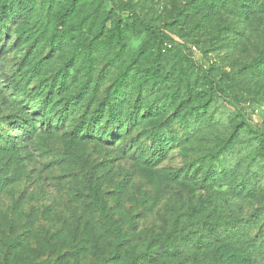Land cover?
Segmentation results:
<instances>
[{"label":"rangeland","instance_id":"1","mask_svg":"<svg viewBox=\"0 0 264 264\" xmlns=\"http://www.w3.org/2000/svg\"><path fill=\"white\" fill-rule=\"evenodd\" d=\"M19 2L17 18L0 35V125L10 138L20 135L21 144L0 152V264H126L127 255L147 254L153 238L175 227L179 243L201 234L191 222L201 216L251 219L256 205L248 195L230 185L206 190L195 171L227 144L238 152L250 137L243 117L264 130V71L249 68L264 44V11L246 17L211 0ZM139 16L166 32L168 52L155 41L135 55L150 38ZM180 58L194 70H209L229 95L212 91L197 71L190 73L191 90L179 88L178 67L172 68ZM62 74L67 80L60 87ZM149 77L157 78L151 93ZM115 89L123 103L120 121L106 111L92 120L102 124L98 134H74L83 113L91 117ZM217 94L219 110L231 118L191 135L178 126V107H187L183 114L208 106ZM162 99L167 102L157 111ZM69 101L77 102L75 109L59 120L58 109ZM14 113L37 127L27 142L4 117ZM159 130L172 132L175 141L152 164L146 157ZM179 170L188 177L173 175ZM188 204L201 212L185 222ZM114 229L125 245L116 246ZM229 245L220 252L215 244L182 245L172 256L153 244L142 264H244L242 250L230 256ZM255 264L264 263L257 258Z\"/></svg>","mask_w":264,"mask_h":264},{"label":"trees","instance_id":"2","mask_svg":"<svg viewBox=\"0 0 264 264\" xmlns=\"http://www.w3.org/2000/svg\"><path fill=\"white\" fill-rule=\"evenodd\" d=\"M102 1L103 0H101V2ZM211 1H216L221 5H225L230 10L238 12L246 17L257 10L264 11V0ZM20 10L21 5L19 0H17L16 4L14 3V0H0V35L4 32H7V22L17 18ZM113 12H115V10ZM139 18L144 29L149 32L150 38L148 41H144L142 43L139 50L135 52V55L138 56L143 51V47H147L151 42L155 43V41L157 44H161V46H159V51L161 53L168 52L173 47V45L170 44L166 32L160 27H156L150 23H147L141 16H139ZM118 38H121L120 33ZM176 50L180 51V49ZM181 59L182 58H180L179 61L176 62V66L172 68V70H174L176 67H178L177 83L179 88L191 90L190 73L192 71H197L204 82L211 87L212 91L220 89V92L223 93L222 95L225 96L226 93L229 95L228 91L221 87L217 78L209 70L204 68H199L200 70L196 68L194 70L191 63L187 61H181ZM155 64L156 65H153L152 67L154 69L153 72L157 70L158 63ZM262 64H264V44L260 48L258 57L254 59V61H252L251 65L249 66V68H251L250 71H264ZM61 79L62 81L60 87L65 84L67 75L62 74ZM156 81L157 78L155 77L148 78V84H146V89L148 86V93H151L156 89ZM116 93H118L116 89L111 90L108 95L109 99H106V101L100 103L98 107L92 112L91 117L88 116V112L83 113L82 120L76 125L73 133L78 135L80 132L82 138H86L90 134H98L96 132V128L99 129L100 126L102 127V124H100L101 122L92 120L94 117L101 118L106 111L108 112V115L112 121H120L123 112V103L121 102L122 97ZM54 94L55 90L51 88L48 92L49 102H53ZM220 96L221 94H217L216 99L212 100L208 106L206 102L204 104H198L195 107L185 111L183 114L182 111H184L187 107H184L183 109L181 106L178 107L176 115V118L178 119V126L183 128L186 133L191 135L196 130H205L211 127L213 124L217 125L224 118H231L232 115L227 117L226 113H223V111L219 110L218 104H216V102ZM166 102L167 101L165 99H162V101L158 100V103L155 105L156 110L158 111L162 109ZM75 104H77L76 101H69L62 109H58L56 113V115H59L58 119L61 120L71 110L75 109ZM133 114L134 111H132L130 115V118L132 119ZM238 115L240 116L241 114ZM42 116L44 115H41V117ZM4 117L8 118L9 124L16 126L15 130L23 132L24 137L22 139V143L33 138L32 135L36 133L35 131H37L35 123L31 121L30 118L26 117V115L19 116L18 114L14 113ZM51 120L53 121V119ZM38 121L44 123L43 118ZM52 121L49 120L47 124H50ZM112 121L108 122L111 123ZM108 122H106V125H108ZM242 124L243 130L248 131L250 137L240 145L238 152L233 151L229 144L225 145L223 151L217 152L215 155L208 157L207 161L203 163L201 171H198L197 169L195 174H197L199 182L206 190H215L219 186L230 185V188L233 192H239L241 194L243 193L248 195V197L253 200L252 203L256 205L250 209V211L253 213L250 216L251 219H241L237 216L228 219L201 216L203 219H198V222L196 223V221L191 220L195 218V215H197L196 212H201V210H199L198 206L188 204L189 210L182 216V219L183 221L186 220L185 222L191 221L196 224L197 232L199 230L201 234L183 237L182 243H179L181 232L176 230L177 227H175V231H171L166 236L164 233H162L153 238L148 243L147 254L143 253L127 255L125 258L126 264H142L143 259H146L147 256L150 258L152 255L149 251L153 247V244L154 246L158 245L162 249H165L164 251L172 256H175L176 253H178V248L182 245L185 247H206L208 245L215 244L218 246V252H220L225 249L226 246L230 247L229 244H234L233 249L231 248V251L233 252L228 253V255H239V251L242 250L240 256H242L241 258H243L242 262L244 264H255L257 258H260V260H262L264 263V130L252 129L250 124L245 120V117L242 118ZM157 134V144L154 146V150L151 151V155L146 157V159L152 164H154L156 161H160L164 156H166L169 147H171L175 141V137L170 131L165 132L164 130H159ZM18 136L19 137H17V139L14 138V136L10 138L9 135L6 134L3 126L0 125V152L5 149L14 151L17 148L16 145L19 144L18 142L20 135ZM142 154V156L145 155V153ZM242 159H246L248 162V165L245 168L241 167ZM173 175L178 176L179 178L188 177L187 173H183L180 170L174 172ZM3 178L5 177H0V191L3 188V184L5 183ZM217 205L219 206L218 203ZM113 231L115 237L118 238L116 246L125 245L122 233L119 230L117 231V229H114ZM202 231H206L205 235H202ZM257 241H260L261 243L257 244ZM41 264L50 263L43 261Z\"/></svg>","mask_w":264,"mask_h":264},{"label":"built area","instance_id":"3","mask_svg":"<svg viewBox=\"0 0 264 264\" xmlns=\"http://www.w3.org/2000/svg\"><path fill=\"white\" fill-rule=\"evenodd\" d=\"M194 48L196 49V47L194 46Z\"/></svg>","mask_w":264,"mask_h":264}]
</instances>
